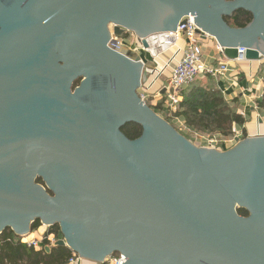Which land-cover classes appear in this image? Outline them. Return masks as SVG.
<instances>
[{"label": "water", "instance_id": "95a60500", "mask_svg": "<svg viewBox=\"0 0 264 264\" xmlns=\"http://www.w3.org/2000/svg\"><path fill=\"white\" fill-rule=\"evenodd\" d=\"M186 16L227 59L264 57V0H0V234L57 225L54 247L97 264H264V136L195 146L139 98V58L107 46L128 31L147 49Z\"/></svg>", "mask_w": 264, "mask_h": 264}, {"label": "trees", "instance_id": "16d2710c", "mask_svg": "<svg viewBox=\"0 0 264 264\" xmlns=\"http://www.w3.org/2000/svg\"><path fill=\"white\" fill-rule=\"evenodd\" d=\"M251 20V15L242 10L236 11L231 17L224 19L232 28H244ZM78 83L79 81H76L74 86H77ZM180 96L181 101L177 111L174 113L163 111L161 115L174 128L173 120L181 118L184 129L190 135L227 138L232 136L234 126L242 127L244 125V119L229 107L221 92L209 85L195 82L181 91ZM163 101L164 98L156 105L148 106L156 114H160ZM257 107L264 114V89ZM121 132L129 140H135L141 135V127L136 124H126L122 127ZM36 182L42 184L40 179H37ZM237 213L242 217L248 216V212L244 209H237ZM39 226V221L35 220L30 227L31 232L37 230ZM48 232L59 233V227L57 225L50 227ZM71 256L72 252L66 247H51L49 252H45L44 249L37 251L34 248H28L21 243L20 237L10 229H5L0 234V264H66Z\"/></svg>", "mask_w": 264, "mask_h": 264}, {"label": "built area", "instance_id": "2783aa9c", "mask_svg": "<svg viewBox=\"0 0 264 264\" xmlns=\"http://www.w3.org/2000/svg\"><path fill=\"white\" fill-rule=\"evenodd\" d=\"M112 30V29H111ZM198 28L194 24L193 18L186 16L182 18L179 24L176 27L175 31L162 33L147 39L148 48L145 49L142 45L141 39H138L131 32L126 31L122 36H116L110 33V39L107 42L109 49L115 52H130L133 55H138L140 53H149L152 59L156 58L161 52L168 49H173L174 54L170 59L167 67H171L170 77L164 84V86L154 92L149 96L150 86L146 89L138 90L139 98L147 105L153 104L156 105L164 98V101L161 105V110L159 116L163 114V111L168 110L169 112L174 113L178 109V104L181 101L180 93L188 86L198 82L199 80L205 79L206 77L213 79H222L225 78L232 69L229 66V63H220L217 66L205 65L203 62V50L202 46L197 44L198 38H208L209 36L204 33H197ZM183 40L184 45L180 47L178 44ZM159 48L160 51H156L154 48ZM217 51L222 54L223 48L217 45ZM245 50L242 48L236 49V58L231 60L236 63H242L245 61L243 54ZM178 61L174 62L176 57H179ZM139 58V55L137 56ZM264 59V57H263ZM141 62L142 60L139 59ZM143 63V62H142ZM164 90V93L161 94V91ZM214 136L210 141H207L208 148L217 149L218 141L224 138H216ZM223 143L228 142L223 141ZM49 227H46L45 234L40 239H35V237L26 241L25 245L28 248H34L35 250L44 249V247H54V244L62 240V236L59 233H49ZM33 231L32 233H35ZM26 238V237H24ZM21 240V238H20ZM47 244H46V243ZM80 257L74 253L68 259L66 264H80ZM124 264L125 258L121 255H112L108 257L104 264Z\"/></svg>", "mask_w": 264, "mask_h": 264}, {"label": "crops", "instance_id": "0c3cea01", "mask_svg": "<svg viewBox=\"0 0 264 264\" xmlns=\"http://www.w3.org/2000/svg\"><path fill=\"white\" fill-rule=\"evenodd\" d=\"M197 44L202 46L203 62L205 65L217 66L220 63L227 62L232 69V72L225 78L213 79L206 77L205 79L198 81L203 85H209L211 88L220 91L229 107L244 119V125L242 127L234 126L232 136H229L226 139H232L235 141L236 139L239 140L241 138L264 136V114L257 107V103L262 98L264 89V59L259 58V60L256 61L245 60L242 63H236L227 59L223 53L220 54L217 51L216 42L211 37L203 39L198 38ZM178 45L182 47L184 41L181 40ZM152 48L156 51H160L159 48ZM173 54V49L161 52L154 59L151 58L148 52L138 54L139 59L143 62L144 70L146 71L140 89H146L150 86L149 96L150 94H153L152 92L162 88L170 77L172 65L170 67H167V65ZM138 55L135 56L137 57ZM179 58L180 56L176 57L174 62L178 61ZM172 124L178 130L181 129L183 132L185 131L184 134L186 135L187 131L184 129L183 120L181 118H175ZM213 137L203 138L211 139ZM193 138L198 139L197 135H193ZM203 138L201 137V140L205 141ZM216 138L219 139V136ZM222 140L223 139H221V141ZM225 144H221L219 147L221 146V148L223 147L226 150L227 147ZM80 264L97 263L82 260L80 261Z\"/></svg>", "mask_w": 264, "mask_h": 264}, {"label": "rangeland", "instance_id": "374dc122", "mask_svg": "<svg viewBox=\"0 0 264 264\" xmlns=\"http://www.w3.org/2000/svg\"><path fill=\"white\" fill-rule=\"evenodd\" d=\"M181 135H183L186 139H188L189 141H191V143L192 144H194L195 146H197V147H203V148H208V146H207V141H206V139L208 140V138H203L204 136H200V135H197V137H198V139L197 138H193V135H190V134H188V133H186V135L184 134V132L181 130V129H179V130H177ZM190 135V136H189ZM195 136V135H194ZM201 137L203 138V139H205V141L204 140H201ZM191 138H192V140H191ZM212 139V138H211ZM201 140V141H200ZM224 140H226L227 141V139L226 138H224ZM240 141L241 140H243V138H241V139H239ZM208 141H210V140H208ZM226 143V144H225ZM225 143H223L222 141H218V146H217V148L219 147V145H221V144H225L226 145V150H225V148H221V146L218 148V149H215V150H217V151H228V150H230L231 148H233L235 145H236V143H237V141L235 140H229L228 142H225ZM210 149V148H209ZM36 231V230H35ZM33 234V238L35 237V239H40L41 238V236H39L38 234H37V232H35V233H32ZM54 246H55V244H54Z\"/></svg>", "mask_w": 264, "mask_h": 264}]
</instances>
